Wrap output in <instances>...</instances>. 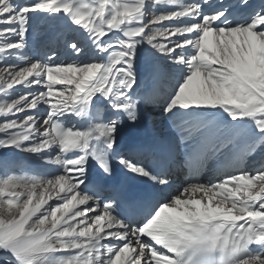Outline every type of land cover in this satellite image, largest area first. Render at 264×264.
<instances>
[{
  "label": "snow or ice",
  "instance_id": "6c2138e0",
  "mask_svg": "<svg viewBox=\"0 0 264 264\" xmlns=\"http://www.w3.org/2000/svg\"><path fill=\"white\" fill-rule=\"evenodd\" d=\"M45 18L94 58L28 56ZM161 59L174 73L161 111L188 167L220 165L175 191L119 144ZM0 150L56 166L0 173V264H264V159L249 166L264 154V0H0ZM114 158L159 199L126 214L102 197L90 169L111 176Z\"/></svg>",
  "mask_w": 264,
  "mask_h": 264
},
{
  "label": "bare ground",
  "instance_id": "6f19581e",
  "mask_svg": "<svg viewBox=\"0 0 264 264\" xmlns=\"http://www.w3.org/2000/svg\"><path fill=\"white\" fill-rule=\"evenodd\" d=\"M252 2L256 6L260 4V0H252ZM225 3L234 4L235 0H225ZM69 37L70 30L63 21L48 20L47 18L40 19L35 25L34 32L29 37L27 54L30 57H42L46 53L50 54L52 50H55L58 54L57 59L61 61H88L94 58L92 50L87 49V47L85 52L80 56H75L71 54L70 51H66L65 40ZM30 47L36 48V52L31 53L29 50ZM147 59L146 57H142L141 63L146 62ZM158 63L161 71H164V69H161L163 64L168 65L167 70L171 69L169 62L163 59ZM154 80H156L155 84L158 85L160 79H156L148 73H141L140 86L137 89V92L143 100L139 108V119L134 125L126 123L122 127L119 137L120 152L126 157L143 163L150 168L157 165L155 172L165 176L171 185L169 190L175 191L185 183H183V178L186 175V169L181 160V156L184 153V146L177 128L179 121L173 122L168 120L161 110H158V116L153 118L149 117L146 113L148 108L154 107V109H158L162 104L161 101L156 99L157 97H154L156 92L161 88L157 89L158 86L153 83ZM129 149L132 152L128 155ZM53 154L55 155V153ZM254 158L255 161H250L251 163L264 159V154L258 153ZM112 163L118 166L131 178L147 181V183L151 184L160 194L158 186L153 185V183L146 178H141L127 172L123 166L118 163L117 158H114ZM251 163L249 166H251ZM8 170L51 173L56 171V166L43 165V162H36L27 157L26 154L14 150H0V173ZM208 173L211 174L209 179H206L202 173L197 174V179L203 182L215 180L217 174L210 168L205 167L204 174ZM179 180L181 186L176 183L179 182ZM112 192V189L101 187L102 197H113Z\"/></svg>",
  "mask_w": 264,
  "mask_h": 264
},
{
  "label": "rangeland",
  "instance_id": "374dc122",
  "mask_svg": "<svg viewBox=\"0 0 264 264\" xmlns=\"http://www.w3.org/2000/svg\"><path fill=\"white\" fill-rule=\"evenodd\" d=\"M167 66L168 65H162L161 66V69H164V71H161L160 70V76L159 77H157L156 79H160L159 81H158V85L157 84H155V81L156 80H154L153 81V83L156 85V86H158L157 87V89H159L160 87V89H159V91L158 92H156V94L154 95V97H157L156 99L158 100V101H161L162 102V104H163V99H164V97L166 96V94L168 93V91L170 90V88L173 86V84H174V73L172 72V70L170 69V70H167L168 68H167ZM164 67V68H163ZM143 74H145L146 72H142ZM173 82V83H172ZM169 88V89H168ZM167 90V91H166ZM152 94H153V92H152ZM153 97V98H154ZM156 101V100H155ZM161 104V105H162ZM158 110H161V106H160V108H158V109H154V107L153 108H148L147 109V111H146V113L148 114V116L149 117H151V118H153V117H157L158 116ZM156 113V114H155ZM131 150L129 149V151L128 152H130ZM179 186H181V182H180V180H179V182H176Z\"/></svg>",
  "mask_w": 264,
  "mask_h": 264
}]
</instances>
